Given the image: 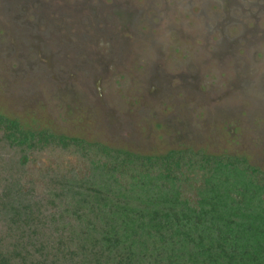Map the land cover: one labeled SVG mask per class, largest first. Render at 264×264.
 I'll return each mask as SVG.
<instances>
[{
  "label": "rangeland",
  "instance_id": "374dc122",
  "mask_svg": "<svg viewBox=\"0 0 264 264\" xmlns=\"http://www.w3.org/2000/svg\"><path fill=\"white\" fill-rule=\"evenodd\" d=\"M0 113L264 171V0H0Z\"/></svg>",
  "mask_w": 264,
  "mask_h": 264
},
{
  "label": "trees",
  "instance_id": "16d2710c",
  "mask_svg": "<svg viewBox=\"0 0 264 264\" xmlns=\"http://www.w3.org/2000/svg\"><path fill=\"white\" fill-rule=\"evenodd\" d=\"M0 264H264V171L191 148L139 154L0 113Z\"/></svg>",
  "mask_w": 264,
  "mask_h": 264
}]
</instances>
